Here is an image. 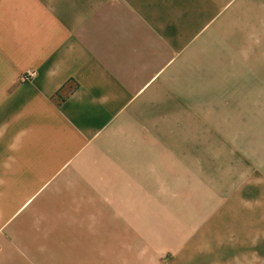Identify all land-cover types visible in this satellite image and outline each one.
Returning a JSON list of instances; mask_svg holds the SVG:
<instances>
[{
  "label": "crops",
  "instance_id": "crops-1",
  "mask_svg": "<svg viewBox=\"0 0 264 264\" xmlns=\"http://www.w3.org/2000/svg\"><path fill=\"white\" fill-rule=\"evenodd\" d=\"M0 264H264V0H0Z\"/></svg>",
  "mask_w": 264,
  "mask_h": 264
},
{
  "label": "rangeland",
  "instance_id": "rangeland-1",
  "mask_svg": "<svg viewBox=\"0 0 264 264\" xmlns=\"http://www.w3.org/2000/svg\"><path fill=\"white\" fill-rule=\"evenodd\" d=\"M162 261H164V260H162Z\"/></svg>",
  "mask_w": 264,
  "mask_h": 264
}]
</instances>
